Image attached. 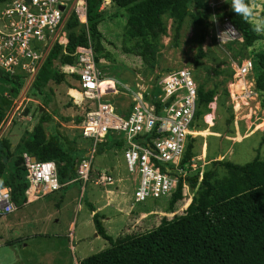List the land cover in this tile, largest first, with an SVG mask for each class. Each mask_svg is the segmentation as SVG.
Masks as SVG:
<instances>
[{
    "label": "rangeland",
    "instance_id": "374dc122",
    "mask_svg": "<svg viewBox=\"0 0 264 264\" xmlns=\"http://www.w3.org/2000/svg\"><path fill=\"white\" fill-rule=\"evenodd\" d=\"M207 4L210 11L206 13L190 9L176 35L175 20L168 14L162 16L166 30L156 40L157 53L151 63L131 52L129 43L124 40L127 16L124 8L111 2L101 9L98 25L102 34V49L96 55L109 67L110 73L107 77L131 83L134 70H137L146 79L152 78L155 81L167 71L189 67L197 85L202 83L205 89H216L217 92L204 114L211 113L212 123L209 116L206 117L208 122H205L204 115L197 120V130L205 131L194 136L191 163H195L196 167L188 172V177L196 169H200L199 173H202L204 169L211 168L213 160L223 159L244 164L255 157L264 159V143L261 142L264 131V91L256 88L258 70L249 77V81L257 89V96L248 105L242 106L244 109H241V114L246 115L244 119H234L229 97V83L235 63L246 58L257 61V53L264 51V38L249 47L244 46L241 41L217 42L214 29L219 25V17L225 15L220 10L226 3L224 0H207ZM253 4L258 13L264 16V0H253ZM2 6L0 3V9ZM201 39L204 56L197 58ZM92 43L94 45L93 40ZM61 65L58 58L53 69L60 71ZM76 85V77L66 73L63 81L56 83L50 80L43 93L37 94L33 92L32 85L23 83L18 92H13L7 85L0 83V126L11 121L0 138L11 141L12 159L21 155L23 149L20 147V139L32 135L37 118L43 115H49L44 124L60 134L68 148L86 152L89 139L82 137L81 121L78 123L77 118L82 120L87 107L84 103L79 105L73 101L69 94L70 88H77ZM71 94L74 95V91ZM121 97L111 99L119 112L130 105L128 97L122 101ZM20 114L24 118L19 119ZM106 137L109 143H113L118 135L108 133ZM75 151H72L74 155ZM114 164L115 169L111 171L109 168ZM100 168L110 170L113 184L95 183L96 171ZM225 173L224 168L217 167L218 176ZM188 177L185 181L187 187L182 189L183 199L176 203L175 213H181L185 199L193 195ZM135 186L134 175L125 166L122 149L97 152L92 162L90 179L84 184L62 186L34 203L17 207L12 213H0L1 240L11 242L9 245H0V254H6L0 264H50L47 263L50 258L55 262L59 257L62 263L66 261L68 264H79L81 258L106 248L108 242L95 235L91 218L93 213L86 205V198L101 213L100 219L106 232L114 238L154 228L163 215L171 217L174 214L166 212L169 194L161 198L133 202ZM6 222L14 223L15 230L8 231ZM24 240L27 245L23 244ZM47 253L48 258L45 257Z\"/></svg>",
    "mask_w": 264,
    "mask_h": 264
},
{
    "label": "trees",
    "instance_id": "16d2710c",
    "mask_svg": "<svg viewBox=\"0 0 264 264\" xmlns=\"http://www.w3.org/2000/svg\"><path fill=\"white\" fill-rule=\"evenodd\" d=\"M7 0H0L4 3ZM88 8V34L94 42L97 53L102 49L101 32L98 29L101 17V0H86ZM126 11L124 40L129 43V50L148 62L154 61L157 53L156 40L166 27L162 16L168 14L175 20V35L178 34L183 19L190 9L199 13L209 12L207 0H111ZM241 33L244 46H252L257 37L250 25L237 16L229 3L220 10ZM68 31V43H54L46 55L36 75L32 88L34 93H43L50 80L60 83L65 74L53 69L59 58L62 64L72 63L75 48L87 43L86 29L79 24L72 14L65 23ZM66 51V53L64 52ZM197 58L204 56L202 39L199 41ZM96 58L98 59L97 55ZM254 63L256 88L264 91V51L257 53ZM153 65V62H152ZM0 83L11 91L18 92L24 79L22 75L9 74L0 69ZM75 92L71 89V93ZM216 89H205L202 83L197 85V109L193 126L198 128V119L208 110ZM127 114V113H126ZM0 108V119H1ZM49 115L40 117L28 138L20 139L23 152L35 156L37 160H54L57 175L62 186L81 184L72 181L75 177L74 163L82 158L84 152L77 149L74 155L66 146L65 140L51 126L44 124ZM81 121L77 118V122ZM187 140L180 165L183 168L191 163L193 142ZM264 143V131L261 135ZM123 143L115 140L104 142L97 152L122 149ZM75 151V150H74ZM211 168L196 169L188 177L193 195L189 204L181 213H175L176 203L182 201V180L168 199L166 212L174 213L171 217L163 215L159 224L151 229L126 233L117 238L108 234L100 219L101 213L86 200V205L93 212L92 222L96 233L108 242V246L98 252L83 257L79 264H264V159L255 157L244 164H236L223 159L213 160ZM226 170L218 176L217 167ZM67 183V184H65ZM28 184L21 155L11 158V142L0 138V188L9 187L11 199L22 207L24 190ZM164 197V196H163ZM161 198V197H160ZM145 212V211H144ZM149 212V211H147ZM146 212V213H147ZM137 219V217H135Z\"/></svg>",
    "mask_w": 264,
    "mask_h": 264
},
{
    "label": "built area",
    "instance_id": "2783aa9c",
    "mask_svg": "<svg viewBox=\"0 0 264 264\" xmlns=\"http://www.w3.org/2000/svg\"><path fill=\"white\" fill-rule=\"evenodd\" d=\"M110 0H101L100 9ZM0 9V69L22 75L25 85H32L46 55L54 43H68L65 23L74 15L87 32V43L78 45L72 53L73 62L64 63L60 71L75 76L77 88L87 108L80 123L82 137L89 139L86 154L74 163L72 181L85 183L90 179L91 166L100 144L107 141L108 133H117L116 140L123 143V158L127 170L134 175L136 186L133 202L160 198L175 191L179 180L182 189L190 170L180 165L190 136L199 130L193 126L197 109V83L189 67H180L163 73L155 81L146 79L134 70L131 83H123L106 75L110 69L104 60L96 58V51L88 34V8L86 0H7ZM214 29L217 42L242 41L241 33L226 15L219 17ZM229 28L236 32H227ZM66 53V51L64 50ZM103 68L104 70L100 69ZM229 83V97L235 120H242V106L257 96V89L249 81L254 73L250 58L235 63ZM241 85V86H240ZM242 92L233 95L234 89ZM70 97L75 101V97ZM128 97L130 105L119 112L111 99ZM81 105V103H78ZM246 109V108H245ZM250 112L252 111L249 108ZM127 113V114H126ZM211 116V113L204 115ZM24 118L20 114L19 119ZM0 126V136L8 127ZM28 184L24 190L23 205L37 201L62 187L58 180L54 160H32L26 152L21 154ZM201 174V173H200ZM110 170L96 171L95 183L113 184ZM67 184V183H65ZM191 197L185 199L184 208ZM17 209L11 199L9 187L0 188V213L9 214ZM183 209V208H182Z\"/></svg>",
    "mask_w": 264,
    "mask_h": 264
},
{
    "label": "clouds",
    "instance_id": "9594fccd",
    "mask_svg": "<svg viewBox=\"0 0 264 264\" xmlns=\"http://www.w3.org/2000/svg\"><path fill=\"white\" fill-rule=\"evenodd\" d=\"M224 2L229 3L231 10L250 25L252 32L257 37L264 38V16L258 13L256 6L253 4V0H224ZM227 32L233 33L236 32V29L229 28Z\"/></svg>",
    "mask_w": 264,
    "mask_h": 264
},
{
    "label": "crops",
    "instance_id": "0c3cea01",
    "mask_svg": "<svg viewBox=\"0 0 264 264\" xmlns=\"http://www.w3.org/2000/svg\"><path fill=\"white\" fill-rule=\"evenodd\" d=\"M77 86V85H76ZM72 88H70V90H71ZM70 90H69V92H70ZM122 99H121V101L123 100V99H125L126 97H124V96H122L121 97ZM27 117H29V115L27 116ZM37 119H39V118H37ZM38 121V120H37ZM37 123V122H36ZM84 138V137H83ZM85 139V138H84ZM85 140H87V139H85ZM10 141V140H9ZM11 142V141H10ZM88 143H89V141H88ZM11 146H12V143H11ZM68 148V147H67ZM69 150H72V149H70V148H68ZM123 149V148H122ZM72 151H74V150H72ZM75 152H77V151H75ZM85 154H86V152H85ZM84 154V155H85ZM111 171H113L114 169H115V164L114 165H111L110 166V168H109ZM36 202V201H35ZM34 203V202H33ZM31 204V203H30ZM98 211V210H97ZM91 212V211H90ZM151 212V211H150ZM93 213V212H92ZM144 216V215H143ZM92 218V217H91ZM11 222V221H10ZM10 222H6V229L8 230V231H13V230H15V224L14 223H10ZM71 226H73V225H71ZM1 232V231H0ZM6 233V232H5ZM95 235H97V236H99L97 233H95ZM79 238V237H78ZM2 239V237H1V234H0V245H9L11 242H9V241H4L3 242V240H1ZM27 238H25V240H26ZM24 240V242H23V244L24 245H27V242ZM29 239H27V241H28ZM46 251V250H45ZM6 256V254H0V260H2L3 258H6L5 257ZM45 257L46 258H48L49 257V253H47V255H45ZM82 259V258H81ZM54 261V259L53 258H50V261H48L47 263H50V264H68L66 261L64 262V263H62V261H61V257H59V260H56L55 262H53Z\"/></svg>",
    "mask_w": 264,
    "mask_h": 264
},
{
    "label": "bare ground",
    "instance_id": "6f19581e",
    "mask_svg": "<svg viewBox=\"0 0 264 264\" xmlns=\"http://www.w3.org/2000/svg\"><path fill=\"white\" fill-rule=\"evenodd\" d=\"M241 86V85H240ZM235 91L232 92L233 95H238L242 92L241 88H238V89H234ZM75 97V102L77 103H83L84 99L81 97V95L79 93H77V91L74 92V95ZM209 121L210 123H212V121L210 120V116H209ZM208 122V121H207ZM205 130H199L198 134L200 133H203Z\"/></svg>",
    "mask_w": 264,
    "mask_h": 264
},
{
    "label": "water",
    "instance_id": "95a60500",
    "mask_svg": "<svg viewBox=\"0 0 264 264\" xmlns=\"http://www.w3.org/2000/svg\"><path fill=\"white\" fill-rule=\"evenodd\" d=\"M26 1H28V0H26ZM31 159L34 161V160H36V157L35 156H31Z\"/></svg>",
    "mask_w": 264,
    "mask_h": 264
}]
</instances>
